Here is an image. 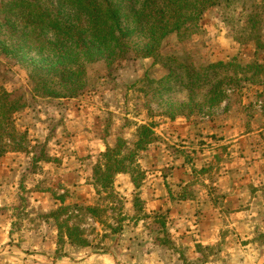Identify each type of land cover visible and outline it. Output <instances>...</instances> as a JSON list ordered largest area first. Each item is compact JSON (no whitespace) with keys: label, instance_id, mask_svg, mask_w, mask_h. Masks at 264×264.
Returning <instances> with one entry per match:
<instances>
[{"label":"rangeland","instance_id":"rangeland-1","mask_svg":"<svg viewBox=\"0 0 264 264\" xmlns=\"http://www.w3.org/2000/svg\"><path fill=\"white\" fill-rule=\"evenodd\" d=\"M45 1L86 25L75 7ZM12 2L0 0V88L18 109L0 152L4 264H264V0L208 8L150 58L73 60L70 72L46 67L38 49L63 41L24 34ZM142 126L153 140L136 149ZM108 148L121 173L103 190L93 171ZM65 220L88 246L58 242Z\"/></svg>","mask_w":264,"mask_h":264},{"label":"trees","instance_id":"trees-1","mask_svg":"<svg viewBox=\"0 0 264 264\" xmlns=\"http://www.w3.org/2000/svg\"><path fill=\"white\" fill-rule=\"evenodd\" d=\"M229 0H57V4L65 3L75 7L76 11L86 17V25L66 23L57 16L51 15V3L45 0H13L12 8L19 10L20 17L25 22L24 34L30 37H42L47 31L53 32L57 39L63 41L62 47L47 43V48L40 47L47 53L46 67L49 69L70 72L73 60L78 64L94 63L102 58H111L113 54H127L133 52L142 58H150L161 42L171 34L186 32L196 23L208 9ZM135 36L143 39L141 49L133 51L130 40ZM18 44H15L17 47ZM134 46V45H133ZM14 48V47H10ZM13 50V49H12ZM136 50V49H134ZM12 54V53H10ZM79 89L71 88L66 97H73ZM46 97L55 98L57 94L45 93ZM11 94L0 88V152L7 149L9 143L16 136L10 128L11 116L18 111L16 102L10 101ZM8 130V131H7ZM11 130V132H9ZM136 149L144 148L153 140L154 133L151 126L138 129ZM25 139V134L19 135ZM16 149H22L16 145ZM116 148H108L100 155L105 162L104 170L97 164L93 171L95 184L106 190L113 184V176L121 173L118 161L113 156ZM114 160V164L111 161ZM136 187V186H135ZM98 193V191H97ZM93 213L92 209H86ZM66 212V207L49 215L55 221ZM68 220L57 225L58 242L65 238L69 244L86 247L88 243L83 239L82 232L77 226H69ZM63 236V237H62Z\"/></svg>","mask_w":264,"mask_h":264},{"label":"crops","instance_id":"crops-1","mask_svg":"<svg viewBox=\"0 0 264 264\" xmlns=\"http://www.w3.org/2000/svg\"><path fill=\"white\" fill-rule=\"evenodd\" d=\"M99 150H101V149H99ZM77 152H79L81 154H83L84 152L86 154H89V153H92L93 151L90 150L88 152L86 150L84 151V149H79V150H77ZM86 191L88 192L86 187L82 186L81 188H79V190L76 191V193L74 195L75 200L79 203H84V200L86 198V197H84V194L86 193ZM10 225H11V223L6 221V217L0 215V264H4L5 261L7 262V260L10 257L9 249H11V248L7 245Z\"/></svg>","mask_w":264,"mask_h":264}]
</instances>
